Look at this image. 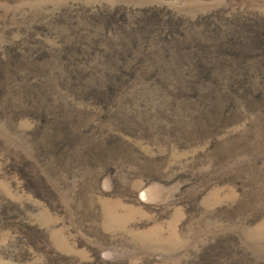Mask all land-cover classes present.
I'll return each instance as SVG.
<instances>
[{"label":"rangeland","instance_id":"374dc122","mask_svg":"<svg viewBox=\"0 0 264 264\" xmlns=\"http://www.w3.org/2000/svg\"><path fill=\"white\" fill-rule=\"evenodd\" d=\"M0 264H264V0H0Z\"/></svg>","mask_w":264,"mask_h":264}]
</instances>
